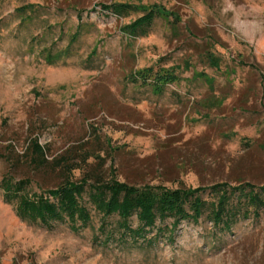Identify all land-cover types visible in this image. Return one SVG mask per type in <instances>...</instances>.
Wrapping results in <instances>:
<instances>
[{"label": "rangeland", "instance_id": "374dc122", "mask_svg": "<svg viewBox=\"0 0 264 264\" xmlns=\"http://www.w3.org/2000/svg\"><path fill=\"white\" fill-rule=\"evenodd\" d=\"M119 4L124 13L103 8ZM34 138L49 162L78 167L74 181L106 180L113 168L134 185L259 192L264 0H0V181L28 178L39 193L65 171L30 163ZM82 203L87 228L47 229L17 218L0 189V264H264V205H243L229 229L209 210L171 231L168 219L146 235L151 243L132 245L116 232L104 242L101 215L86 194ZM116 221L106 219L113 231Z\"/></svg>", "mask_w": 264, "mask_h": 264}, {"label": "trees", "instance_id": "16d2710c", "mask_svg": "<svg viewBox=\"0 0 264 264\" xmlns=\"http://www.w3.org/2000/svg\"><path fill=\"white\" fill-rule=\"evenodd\" d=\"M127 6L129 5L119 4L103 8L111 13H124ZM150 14H146L145 19H149ZM135 24L133 30L136 33L145 23ZM207 56L210 64L217 67V58L210 53ZM142 83L150 85L155 93L161 94L163 91L162 87L150 82L148 78ZM25 156H29L30 163L38 169L48 164L60 165L65 175L57 186L39 193L31 192L32 181L28 178L16 181L8 176L3 177L0 181L3 200L14 207L16 217L47 229L52 228L54 223H65L73 233H78L87 228L91 221L90 211L82 203L86 194L88 201L102 217L100 233L105 235L104 242H109L116 232L118 240L126 244L137 245L141 238L142 242L151 243V239H147L146 235L154 230L158 223L162 225L166 220L172 219L170 228L162 227L163 230L171 231L183 220L197 223L206 210H209L214 225L221 224L229 229L241 212L243 215L248 212L243 205H264L261 197L264 195V185L259 188V192L251 185L231 186L226 182L208 188L169 189L163 186L121 182L113 168L110 169V178L106 180L85 174L78 181H74L68 175L72 176V172L78 167L62 157L49 162L45 148L39 145L36 138L30 140ZM87 158H81V162L86 163ZM96 158L100 162L103 161L98 156ZM205 193L209 199L203 198ZM111 216L117 217L116 231L107 226L106 219ZM133 217L137 222L135 227L132 226ZM160 230V227L157 228L158 233Z\"/></svg>", "mask_w": 264, "mask_h": 264}]
</instances>
